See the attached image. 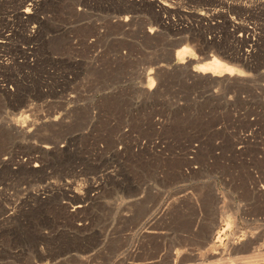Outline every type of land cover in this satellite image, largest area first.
<instances>
[{"label":"rangeland","instance_id":"rangeland-1","mask_svg":"<svg viewBox=\"0 0 264 264\" xmlns=\"http://www.w3.org/2000/svg\"><path fill=\"white\" fill-rule=\"evenodd\" d=\"M0 264H264V0H0Z\"/></svg>","mask_w":264,"mask_h":264},{"label":"bare ground","instance_id":"bare-ground-1","mask_svg":"<svg viewBox=\"0 0 264 264\" xmlns=\"http://www.w3.org/2000/svg\"><path fill=\"white\" fill-rule=\"evenodd\" d=\"M221 5V4H220ZM27 12V11H26ZM24 13V12H23ZM242 41V40H241ZM212 64V63H211ZM216 66V65H215ZM230 73H231V71H230ZM203 74V73H202ZM228 74V73H227ZM211 77V76H210ZM208 79V78H207Z\"/></svg>","mask_w":264,"mask_h":264}]
</instances>
